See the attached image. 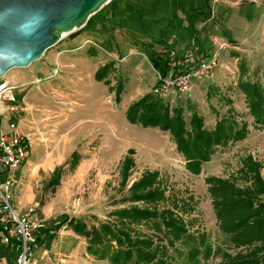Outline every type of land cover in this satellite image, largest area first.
Wrapping results in <instances>:
<instances>
[{
    "label": "rangeland",
    "instance_id": "obj_1",
    "mask_svg": "<svg viewBox=\"0 0 264 264\" xmlns=\"http://www.w3.org/2000/svg\"><path fill=\"white\" fill-rule=\"evenodd\" d=\"M113 1L111 0L93 14L89 22L102 20L103 12L111 6ZM153 1L146 0L144 5H134L136 11L128 13L132 16L130 19L133 20L135 16L141 17L142 13L137 9L151 7L150 3ZM221 1L224 2L226 9L224 7H221V10H218V7L215 9L216 0H191L189 5L197 9L194 12L199 10V13L205 8L206 14L214 16L213 18L219 14H230L233 19L234 15L244 14L243 20L248 23L231 21L229 27L235 31L246 29L253 34L242 35L240 40L248 36L249 38L240 43L239 50L235 52L240 53L247 61L249 68L245 78L263 79L264 0ZM260 15L262 20L256 24L253 23ZM130 19L117 17L113 21L114 23L118 22L114 26L119 25L116 33L119 43L110 39L111 45L115 44L117 48L119 46V48L125 47V49L137 45L136 39L129 38L127 29L138 31L142 28ZM85 29L86 26L68 33L57 45L46 52L44 62L53 61V58L85 60L87 54L77 55L72 50L66 51L62 55H56L63 43L70 41ZM101 44L104 45L103 42ZM119 48L117 50L119 53H116L115 71L110 74L111 78L114 77L116 81L110 89L105 82L98 83L94 80L92 73L94 66L92 67L90 62L79 61L80 65L75 63L76 66L71 68L52 65L54 69H58V73L56 78L53 77L55 80L51 82L53 89H49L44 94V108L50 110L44 115V121L48 123L50 133L47 135L48 137L44 138V143L48 144V147H44L43 153H41V155L44 154V162L49 160L51 164L48 165V177L44 180V187L40 190L41 198L33 203H38V206L35 204L36 209L42 208L44 204V253L36 256L35 264H111L107 259H98L89 254L86 239L77 235L67 225L56 231L55 228L66 217L83 219L89 227L101 222H113L116 219L113 212L131 204L124 202L122 198L129 195L130 186L147 170L161 173L162 179L168 186V194H173L177 198L193 196L194 211L183 214L185 220L189 221L191 232H205L208 243L214 249L219 246L222 250L236 253L239 250L228 245L226 237L218 228L205 178L217 176L226 179L236 175L242 166L243 159L248 155H252L264 166V128L256 129L254 127V118L247 108L245 95L237 87L240 76L239 58L232 59L228 54H225L226 59L223 55L221 59L220 56L222 65L220 68L218 66L219 70L221 68L225 70L223 74L226 78L231 77V80L235 81V83H230L227 79V82L223 83L222 92L226 95L222 94V96L234 102L233 106L239 115L238 119L249 123L250 133L243 140L225 148H218L209 164L204 165L205 170L198 175H193L186 168L185 158L177 151L175 141L168 132H163L158 128V131L150 130L147 129L149 127L141 125L133 126L127 118L124 119L125 104L123 100L121 102L116 100L115 88L118 77L115 74H118V70L121 68V79L126 81L129 76L131 79L129 85H131V82L136 79L132 64L137 58L134 55L132 64L125 62L124 67H121V62L118 59L122 57L125 49L120 51ZM105 54L106 57H109L106 52ZM119 54L121 56H118ZM119 63L120 65H118ZM78 66L80 70H86L88 73L86 75L77 74ZM142 68L143 72L137 76V79H143L146 86L151 87V80H149L151 74L148 73L146 66H142ZM25 70L24 68L12 69L6 77L13 72L23 73ZM28 74L19 76L20 84L33 78ZM212 79L194 80H200L209 86ZM46 81H50V79ZM79 81L81 84L78 83ZM28 90L22 92L18 89L15 90L14 95L17 101L6 102V107L23 103L24 98L28 95ZM216 94L218 92H212L211 98L208 99L205 90H196L195 101L189 105L195 107L204 116L207 127L214 126L213 108L218 110V115H224L228 108L224 105L223 98V106H221V99ZM33 98L34 93L30 95L29 99ZM189 106L185 111L187 120L191 114ZM11 120H18L17 115L13 114ZM2 126L6 127L4 121ZM75 151L80 154V160L77 165L72 166L70 162ZM34 157L36 158V155ZM126 157L132 158L134 161V164L129 168L124 164ZM262 174L264 176V167ZM18 176L19 172L16 173V177ZM125 177L126 180H124ZM240 184L243 183L240 182ZM16 189L15 184L11 189L12 202ZM140 228L147 233H153L151 224H143ZM52 232L54 234L50 236ZM195 234L199 236L198 233ZM192 245L193 243L186 239L177 241L175 247L170 248L173 262L175 264H218L221 261V255L211 256L208 260L203 257L197 261L189 260L188 251ZM9 251V248L0 243L1 264H11L12 255ZM15 255L16 253H14V257Z\"/></svg>",
    "mask_w": 264,
    "mask_h": 264
},
{
    "label": "trees",
    "instance_id": "obj_2",
    "mask_svg": "<svg viewBox=\"0 0 264 264\" xmlns=\"http://www.w3.org/2000/svg\"><path fill=\"white\" fill-rule=\"evenodd\" d=\"M103 44L111 48L109 40ZM235 56L239 58L240 71L237 87L245 95L247 108L254 118V127L264 128V77L258 80L245 78L249 68L247 61L240 53ZM188 61L186 56L174 60L167 56L164 62L154 60V67L160 69L164 78L171 69V63L175 66L174 73L179 74L181 68L188 70ZM114 65L115 62H108L100 66L95 74L96 79H106V83L110 84L108 76L115 71ZM123 90L124 80L118 78L115 88L118 102ZM224 101L230 107L226 114L218 116L213 129L205 126L204 116L195 107L189 106L192 114L187 120L181 105L171 106L152 92L130 104L126 109V118L131 124L168 132L176 143L177 151L185 158L186 168L198 175L201 165L211 161L218 148L243 140L250 133L249 123L238 119L233 101L225 98ZM79 160L80 154L73 152L71 165H77ZM124 164L129 168L134 161L126 157ZM263 167V163L248 155L236 175L226 179L217 176L205 178L218 228L228 245L239 250L236 253L222 250L219 246L214 249L208 243L205 232H191L189 221L185 220L183 214L194 211L193 196L177 198L168 194V186L161 173L151 170L145 171L130 186L129 195L122 200L131 204L115 210L113 216L116 219L113 222H101L89 227L83 219L66 217L55 231L67 225L86 239L89 254L98 259H107L111 264H175L170 248L182 239L193 243L188 251L189 260L197 261L200 257L208 260L211 256L221 255L218 264H264ZM143 224H151L153 233L141 229Z\"/></svg>",
    "mask_w": 264,
    "mask_h": 264
},
{
    "label": "crops",
    "instance_id": "obj_3",
    "mask_svg": "<svg viewBox=\"0 0 264 264\" xmlns=\"http://www.w3.org/2000/svg\"><path fill=\"white\" fill-rule=\"evenodd\" d=\"M190 1L191 0H154L153 3H150L151 7H140L137 9L138 11H141V17L135 16V18L131 20L130 17L132 16H130L128 13L135 10L134 5H144L146 0H114L111 6L103 12L102 20L99 19L95 22L88 21L89 23L87 22L85 25L86 29L70 41L63 43L58 53H56V55H62L64 52L70 50H72L77 55L85 53L87 54L85 60L81 61L77 58H53V61L44 62L45 53L40 60L33 62L30 66L24 68L26 69L25 72H13L7 76L9 80L17 81V89L20 90V92L29 89L27 92L28 95L26 98H24V102L13 105L20 110L16 115L17 117H21L20 123L23 121L21 124L22 131L25 135L29 136L28 159L16 171V173L19 172V176L16 177L17 189L14 192L13 204L18 210L24 211L27 209V207L35 204L38 206V203H33L38 198H41L40 190L42 187H44V180L48 177V165L51 164V161L46 160L44 162V154L41 155V153H43L44 147H48V144L44 143V138L48 137L47 135L50 133V129L47 126L48 123L44 121V115L50 112L49 109L44 108V94H46L49 89H53L51 88V82L55 80L56 76H54L52 73L55 70L52 65L58 66L60 68H71L76 66L75 63L80 65V62H90L92 67L94 66V69L92 70L94 80H96L98 83L101 81L106 83V79L97 80L95 74L100 66L108 62H115L117 59L116 53H119V51H117L119 46L117 48V45H111L110 43V39L119 43V40L116 37L117 27H119V25L114 26V24H118V22H113L117 17L121 19L127 17L128 20L130 19V21H135L142 28L138 31L127 29L129 31V38L136 39L135 42H138L137 45L130 46L127 49H125V47L119 48L120 51L125 49L122 57L118 59L121 62V67H124L125 62L132 64L134 55L137 58L132 64L136 79L135 81L131 82V85H129L131 79L128 76L126 81H124V90L120 95L121 101L123 100L125 104L124 112H126V108L132 102L136 101L147 93H151L153 86L160 79L161 71L160 69L154 67V60L156 59L160 62H164L167 56L172 55V52H176L178 57H181L186 55V53L191 49H193L196 53V59H199L202 55V50L214 51L217 50L223 43H229V47L220 52L221 59L222 55L226 59L225 54H228V56L232 59L236 58L235 54L238 52L235 51L239 50L240 43L248 40L249 38L248 36L243 40H240L241 36L247 34L250 35L251 32L247 31L246 29H243L244 31H242V29L235 31L229 27V23H231V21H241V23L244 21V24L248 23L243 20L245 15H234V20L231 18L230 14H219L213 18L214 16L206 14L205 8L202 9L201 13L198 12L199 10L194 12V10L197 9H194L189 5ZM216 1L215 9H217V7L218 10H221V7L225 8L223 1ZM260 20H262L261 15L258 16L256 21L253 23L256 24ZM108 40L109 45L111 46L110 49H107L101 44L102 42ZM105 52L109 57H106ZM118 56H121V54ZM221 62L222 61H220L219 68L222 65ZM118 65H120V63ZM115 66L116 62L114 67ZM142 66H146L148 68V73L151 74L149 79L151 80V87L146 86L147 84H145L143 79H137V76L143 72ZM219 68L216 69L214 77L211 80L212 82L209 83V86L208 84H203V82L200 80H194L192 83V89L188 94L170 92L161 97L166 102L170 103L171 106L181 105L185 111H187V107L192 105V103L195 101L194 94L196 90L200 89L207 92V97L209 91L211 93L218 92L216 96L221 99V106H223L222 94L224 93L222 92V85L223 83L227 82V79L230 83H235V81H232L231 77L226 78V76L223 74L225 73V70H222V68L219 70ZM119 69V73L115 74V76L120 79L122 70L121 68ZM82 70L79 68V72H77V74L86 75V73H88L86 70H83V72ZM23 74L26 76L27 74L31 75L33 78L29 81L25 80L24 83L20 84L19 76ZM47 79H50V81H46ZM108 79L111 80V83L106 84L110 89V87L114 85L116 79L114 77L111 78L110 75L108 76ZM78 83L81 84L80 81ZM203 86H206V88H203ZM112 91H114V89ZM33 93L34 98L29 99L30 95H33ZM224 105L226 108L230 107L225 101ZM189 111L192 114V111ZM124 112L123 116L125 119L126 114H124ZM217 112L218 110L216 108L215 111L213 109V114L215 117V122L213 124L214 126L218 116H223L222 114L218 115ZM4 125L7 126V121H4ZM132 125L135 126L137 124ZM206 125L207 124L205 122V126ZM214 126L206 127L208 129H213ZM147 129L158 131L155 127H149ZM35 155L36 158L34 157ZM47 158L49 157L47 156ZM209 162L203 163L201 165V172L205 170L204 165L209 164ZM35 218L37 220H44V204L42 205V208L40 207V209H36ZM43 251L44 228L40 230L39 246L36 256L38 257L41 255V253L43 254Z\"/></svg>",
    "mask_w": 264,
    "mask_h": 264
},
{
    "label": "built area",
    "instance_id": "obj_4",
    "mask_svg": "<svg viewBox=\"0 0 264 264\" xmlns=\"http://www.w3.org/2000/svg\"><path fill=\"white\" fill-rule=\"evenodd\" d=\"M228 47L229 43H223L217 50H202L199 59H196V53L191 49L184 55L189 59L188 70L181 68L182 72L176 74L174 63H171V69L164 78L160 76L161 82L153 87L152 93L157 96L170 92L188 94L194 79L214 77L221 61L220 52ZM171 57L174 60L178 54L172 52ZM57 73L58 69H55L53 75ZM17 88V81H11L6 76L0 78V243L9 248L11 264H35L44 220L35 218V205L20 212L12 202L11 189L16 184V171L29 156V136L22 131L21 117L11 120V116L20 110L14 106L6 107V102L17 101L14 95ZM3 121H7L5 128L2 126Z\"/></svg>",
    "mask_w": 264,
    "mask_h": 264
},
{
    "label": "water",
    "instance_id": "obj_5",
    "mask_svg": "<svg viewBox=\"0 0 264 264\" xmlns=\"http://www.w3.org/2000/svg\"><path fill=\"white\" fill-rule=\"evenodd\" d=\"M111 0H0V78L40 60Z\"/></svg>",
    "mask_w": 264,
    "mask_h": 264
},
{
    "label": "bare ground",
    "instance_id": "obj_6",
    "mask_svg": "<svg viewBox=\"0 0 264 264\" xmlns=\"http://www.w3.org/2000/svg\"><path fill=\"white\" fill-rule=\"evenodd\" d=\"M59 35H60V38L63 39L65 36L68 35V33L63 31V32H59Z\"/></svg>",
    "mask_w": 264,
    "mask_h": 264
}]
</instances>
